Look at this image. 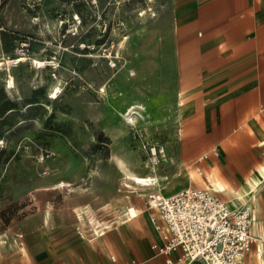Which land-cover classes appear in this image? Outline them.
<instances>
[{"label":"crops","instance_id":"obj_1","mask_svg":"<svg viewBox=\"0 0 264 264\" xmlns=\"http://www.w3.org/2000/svg\"><path fill=\"white\" fill-rule=\"evenodd\" d=\"M153 8L157 20L131 30L134 78L127 70L119 77L122 103L130 102L124 115H150L144 135L132 140L114 109L101 107L91 121L109 138L110 157L99 166L83 157V171L68 178L39 174L27 190L34 213L19 233H0V264H165L153 249L162 221L146 204L149 192L211 188L232 208L249 206L251 223L264 226V0H155ZM143 142L163 156L142 157ZM254 179L253 195L238 199ZM97 225L101 236L92 234Z\"/></svg>","mask_w":264,"mask_h":264},{"label":"rangeland","instance_id":"obj_2","mask_svg":"<svg viewBox=\"0 0 264 264\" xmlns=\"http://www.w3.org/2000/svg\"><path fill=\"white\" fill-rule=\"evenodd\" d=\"M87 1L0 0V61L12 57L19 39L31 38L27 58L17 65L0 66V233L9 229L10 233H19V222L34 213L27 190L42 172L68 178L83 171V157H97L94 159L99 161L91 165L105 164L106 157H110V141L91 121L101 107L114 109V123H125L124 110L130 102L122 103L124 90L119 86V77L127 70L126 77L134 78L129 71L132 60L126 57L133 41L131 30L157 20L155 0L153 17L151 12L138 16L145 7L143 0H97L96 5ZM75 15L81 24L77 31H72L70 24L68 31ZM124 35L122 60L117 69H111L105 55ZM80 44L94 48L81 49ZM52 57L54 69L37 67L32 61H51ZM53 71L55 79L51 77ZM113 80L114 89L110 91ZM45 85V91H41ZM100 86L106 87L104 96L96 94ZM55 89L57 98H49ZM134 116L135 127L124 125L132 140H137L144 135L139 127L146 125L150 115ZM62 145L67 147L66 152H60ZM143 146L147 149L151 145L143 142L139 148L142 157H150ZM34 153L37 156L31 157ZM59 163L64 168L55 172ZM108 174L114 176L111 169Z\"/></svg>","mask_w":264,"mask_h":264},{"label":"built area","instance_id":"obj_3","mask_svg":"<svg viewBox=\"0 0 264 264\" xmlns=\"http://www.w3.org/2000/svg\"><path fill=\"white\" fill-rule=\"evenodd\" d=\"M127 2V0H121ZM144 9L138 11V16L145 12H152L154 0H143ZM90 5H96L97 0H88ZM118 3V2H117ZM63 24V21H60ZM71 24L72 31H77L81 21L77 15L68 23L67 30ZM69 31V30H68ZM103 31L105 29L103 28ZM124 35L116 48L107 51L105 59L111 69H117L121 55V44L125 42ZM31 38H21L17 41L10 63L17 65L22 59L29 56ZM79 48L92 50L94 45L80 44ZM51 61L32 60L33 64L39 66L56 67ZM44 66V67H46ZM52 78H56L54 71ZM106 87L100 86L96 94L104 96ZM136 110V108H133ZM133 114V113H132ZM135 127L134 124H130ZM146 149V146H143ZM147 154L152 157L156 154L163 156V148L159 146H148ZM148 207L159 211L162 224L158 227L162 245H153V249L166 256L165 264H244L245 255L256 246L257 238L250 233L252 222V210L243 205L232 208L228 203L218 196L211 188H183L171 195L163 196L153 192L146 195ZM99 226L92 230L93 236H101L104 231ZM261 240V249L264 251V239ZM179 251V256L173 259L170 254ZM112 264H117L115 258H111ZM124 264H143L131 261Z\"/></svg>","mask_w":264,"mask_h":264},{"label":"bare ground","instance_id":"obj_4","mask_svg":"<svg viewBox=\"0 0 264 264\" xmlns=\"http://www.w3.org/2000/svg\"><path fill=\"white\" fill-rule=\"evenodd\" d=\"M4 60H5L4 62H3V60L0 61V66L5 65V64H12V63H10V59H4ZM52 91L53 90H51V92L49 93V98L56 99L58 90L55 89L53 94H52ZM124 116L126 117L125 122L127 124L130 125V124H134L136 122V118L133 117L132 115L126 114ZM261 174H262V176H264V171H261ZM151 180L152 179L147 180V179L136 178V181L138 183H142L143 185H150L149 183H151ZM259 184H260L259 179H254L253 182H251L250 185L245 190L243 189L244 190L243 195H237L238 199H241V198H243L245 196L253 195V193L256 191V189H257ZM132 216H133V213H132ZM251 224H252L251 225V230L255 231L257 233L258 238H257V249H256V246H255L254 247L255 250L250 251L249 258H248V264H264V260H261L262 249H261V240H260V239H264V226L261 225L259 220H254L253 223H251Z\"/></svg>","mask_w":264,"mask_h":264}]
</instances>
